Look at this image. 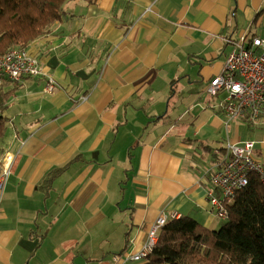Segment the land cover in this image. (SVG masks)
I'll list each match as a JSON object with an SVG mask.
<instances>
[{
  "label": "crops",
  "instance_id": "0c3cea01",
  "mask_svg": "<svg viewBox=\"0 0 264 264\" xmlns=\"http://www.w3.org/2000/svg\"><path fill=\"white\" fill-rule=\"evenodd\" d=\"M66 11L27 46L41 74L5 84L0 153L14 158L0 264H116L161 214L219 228L205 169L246 139L264 166V121H226L206 88L232 49L224 37L264 35V0H71Z\"/></svg>",
  "mask_w": 264,
  "mask_h": 264
},
{
  "label": "trees",
  "instance_id": "16d2710c",
  "mask_svg": "<svg viewBox=\"0 0 264 264\" xmlns=\"http://www.w3.org/2000/svg\"><path fill=\"white\" fill-rule=\"evenodd\" d=\"M70 1L0 0V54L13 45L27 48L53 32ZM5 84H0V138L6 122L2 112L12 93ZM226 208L228 216L217 229L189 215L167 220L153 251L137 264H264V186L255 174Z\"/></svg>",
  "mask_w": 264,
  "mask_h": 264
},
{
  "label": "built area",
  "instance_id": "2783aa9c",
  "mask_svg": "<svg viewBox=\"0 0 264 264\" xmlns=\"http://www.w3.org/2000/svg\"><path fill=\"white\" fill-rule=\"evenodd\" d=\"M232 49L226 55L222 70L207 85V93L216 96L225 93L220 109L226 121L243 118L252 124L264 121V38L252 36L246 39L241 33L235 39L224 37ZM37 59L21 45H13L0 54V84L18 81L21 76L41 74ZM54 79L46 77L43 92L50 93ZM254 142L243 140L241 144L228 142L221 159L213 162L205 173L209 178L206 196L215 215L225 220L228 216L226 204L236 192L248 183V176L255 174L264 186V166L253 157ZM14 155L8 151L0 153V199L11 172ZM164 214L159 215L147 232L142 247L127 253L125 261L140 262L153 251L158 230L166 223ZM116 260H121L116 259Z\"/></svg>",
  "mask_w": 264,
  "mask_h": 264
},
{
  "label": "rangeland",
  "instance_id": "374dc122",
  "mask_svg": "<svg viewBox=\"0 0 264 264\" xmlns=\"http://www.w3.org/2000/svg\"><path fill=\"white\" fill-rule=\"evenodd\" d=\"M262 38H264V35H262ZM214 97V96H213ZM225 97V93H220V94H218L217 96H215L214 98L217 100V99H222V98H224ZM247 137H249V136H247ZM222 221H224V220H221L220 221V224H222ZM220 226V225H219ZM138 262H133L132 264H137ZM128 264H131V263H128Z\"/></svg>",
  "mask_w": 264,
  "mask_h": 264
}]
</instances>
